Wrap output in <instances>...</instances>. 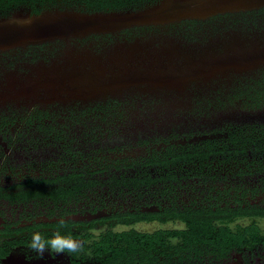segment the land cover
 <instances>
[{"label": "flooded vegetation", "instance_id": "af4514ba", "mask_svg": "<svg viewBox=\"0 0 264 264\" xmlns=\"http://www.w3.org/2000/svg\"><path fill=\"white\" fill-rule=\"evenodd\" d=\"M192 229L245 235L205 264H264V7L0 49V264H159ZM56 232L83 249L29 247Z\"/></svg>", "mask_w": 264, "mask_h": 264}, {"label": "water", "instance_id": "95a60500", "mask_svg": "<svg viewBox=\"0 0 264 264\" xmlns=\"http://www.w3.org/2000/svg\"><path fill=\"white\" fill-rule=\"evenodd\" d=\"M260 7H264V0H156L138 8L84 11L52 7L38 13L18 8L7 16H0V49L54 39L69 40L89 34L114 33L137 25L163 24L188 19L201 20L212 15ZM233 50L234 47H230L228 59L224 62L236 61ZM254 53L256 52L248 51L247 54L253 57L256 55ZM95 69L92 67L90 70L94 72ZM120 70L122 74L118 76H107L109 84L155 81V74L146 68L141 71H133L127 67ZM77 71L79 72V68ZM90 74L92 79L97 78L95 73ZM89 76L84 75L82 78Z\"/></svg>", "mask_w": 264, "mask_h": 264}, {"label": "trees", "instance_id": "16d2710c", "mask_svg": "<svg viewBox=\"0 0 264 264\" xmlns=\"http://www.w3.org/2000/svg\"><path fill=\"white\" fill-rule=\"evenodd\" d=\"M69 1V0H66ZM78 4L85 7L87 11H99V10H117V9H126V8H138L142 7L147 3H153L156 0H75ZM64 2V0H0V10L7 9H15L18 8L19 5H27L32 9V13L40 12L41 8H48L49 6L60 4ZM69 4V3H66ZM244 232L256 233L255 230L249 228H243ZM238 230H242L241 228ZM243 232V234H244ZM160 233L169 234V231H157L155 232V240H159V238L163 237ZM208 237L207 240H203L201 238L200 233L198 231L192 229L190 233L189 239H185L182 244H176L172 246H166L164 251H167V259L160 260L159 264H205L203 255L213 254L214 258L219 259L226 256L227 252L232 249L234 246H242L243 238L245 235L238 234L239 231H230L229 229H224L219 231V234L214 240H210V235L213 233V230L207 229L204 232ZM191 239V240H190ZM160 241V240H159ZM188 243H190L188 245ZM210 243V244H209ZM207 245L206 250H209L207 253H204L205 246ZM175 249L173 253L175 254L174 261L170 260L172 249ZM169 250V251H168ZM164 253H156L155 254V264L157 263L158 257L162 256ZM188 258V261H187ZM191 259V260H189Z\"/></svg>", "mask_w": 264, "mask_h": 264}, {"label": "clouds", "instance_id": "9594fccd", "mask_svg": "<svg viewBox=\"0 0 264 264\" xmlns=\"http://www.w3.org/2000/svg\"><path fill=\"white\" fill-rule=\"evenodd\" d=\"M29 247L32 251L42 256L45 252H54L57 255L64 253L75 254L80 252L84 245L71 236H62L59 232H56L51 239H45L39 233H33Z\"/></svg>", "mask_w": 264, "mask_h": 264}, {"label": "rangeland", "instance_id": "374dc122", "mask_svg": "<svg viewBox=\"0 0 264 264\" xmlns=\"http://www.w3.org/2000/svg\"><path fill=\"white\" fill-rule=\"evenodd\" d=\"M66 3H69V4H66ZM61 5H66V6H68V5H71V4H78L77 3V1H75V0H69V1H66V0H64V2H62V3H60ZM18 8H29L27 5H23V4H21V5H19V7ZM18 8H15V9H18ZM11 11H13V10H11ZM238 224H240L241 226H243L247 221H246V218H244V217H240L239 219H238V221H236ZM178 225V223L176 222L175 223V226H177ZM173 225H171V223H166L165 225H163V227L164 228H171ZM157 227V225L155 224V228ZM138 228H140V229H143V230H151L153 227L152 226H150V224H145V225H139L138 226Z\"/></svg>", "mask_w": 264, "mask_h": 264}]
</instances>
